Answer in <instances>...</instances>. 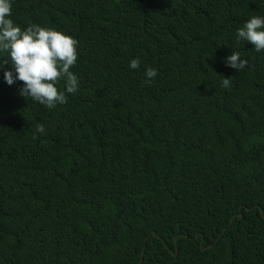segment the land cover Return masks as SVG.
<instances>
[{
    "label": "trees",
    "instance_id": "trees-1",
    "mask_svg": "<svg viewBox=\"0 0 264 264\" xmlns=\"http://www.w3.org/2000/svg\"><path fill=\"white\" fill-rule=\"evenodd\" d=\"M11 2L78 41L79 88L49 109L0 70V264H264V51L236 39L264 0Z\"/></svg>",
    "mask_w": 264,
    "mask_h": 264
},
{
    "label": "clouds",
    "instance_id": "clouds-1",
    "mask_svg": "<svg viewBox=\"0 0 264 264\" xmlns=\"http://www.w3.org/2000/svg\"><path fill=\"white\" fill-rule=\"evenodd\" d=\"M11 15V0H0V53H6L10 58V63L6 60L0 65V70L5 65L11 66L4 70V80L8 85L22 82L20 95L49 109L67 103L65 91H61L58 85L63 81L66 92L72 94L79 88L78 77L71 71L78 60V41L52 27L31 24L22 28L10 18ZM236 39L237 42L251 44L257 52L264 51V16L252 15L237 29ZM224 62L236 71L248 64L235 51ZM129 67L138 69L139 58L132 59ZM145 76L149 78L145 82L150 83L157 76V71L149 67ZM230 84V78L224 77L223 87L228 88ZM35 129L39 133L45 132L43 124H37Z\"/></svg>",
    "mask_w": 264,
    "mask_h": 264
}]
</instances>
